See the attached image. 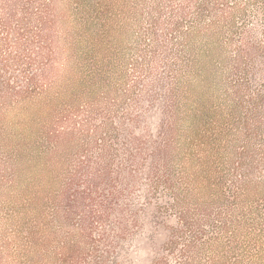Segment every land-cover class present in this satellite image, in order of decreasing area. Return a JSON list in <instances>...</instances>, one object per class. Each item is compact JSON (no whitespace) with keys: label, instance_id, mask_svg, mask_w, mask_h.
Instances as JSON below:
<instances>
[{"label":"rangeland","instance_id":"obj_1","mask_svg":"<svg viewBox=\"0 0 264 264\" xmlns=\"http://www.w3.org/2000/svg\"><path fill=\"white\" fill-rule=\"evenodd\" d=\"M129 112L187 191L171 264H264V0H0V264H28L32 229L40 262L72 241L57 211ZM171 198L145 204L127 264L167 255Z\"/></svg>","mask_w":264,"mask_h":264},{"label":"trees","instance_id":"obj_2","mask_svg":"<svg viewBox=\"0 0 264 264\" xmlns=\"http://www.w3.org/2000/svg\"><path fill=\"white\" fill-rule=\"evenodd\" d=\"M200 5L198 15H202L206 3L201 2ZM29 81L33 83L34 80L31 78ZM138 115L140 116L129 112L116 120L119 126L113 128L115 136L107 134L108 137L103 138L102 143L96 142L98 156H90L87 166L83 161L79 163L80 172L73 180L76 179V188L72 209L59 210L56 214L62 227H67L68 224L71 226V220L75 225L73 217L78 215V225L73 228L76 233L72 234V241L63 242L52 252L48 241L44 240L40 262L37 257L40 244L32 229L27 238L30 245V253L26 255L28 264H45V261L46 264H52V260L53 264H127V248L142 228L141 214L145 204L150 206L152 201L166 199L168 195L172 197L174 206L159 204L158 209L165 212L176 210L179 213L180 227L173 229L172 237L165 244L167 255L155 258L151 264H171L170 254L176 252L184 230L189 227L194 229L183 209L187 191L174 183L176 175L172 166L175 155L170 143L155 141L153 132L141 121L143 115ZM104 121V126L95 129L113 127L107 117ZM195 143L200 144L198 137L195 138ZM185 161L183 159L182 163L186 164ZM163 185L167 191L160 198ZM87 200L90 207L84 205L86 210L77 214ZM199 233L204 234L203 231ZM186 247L184 252L193 249V245ZM185 264L193 262L190 260Z\"/></svg>","mask_w":264,"mask_h":264}]
</instances>
